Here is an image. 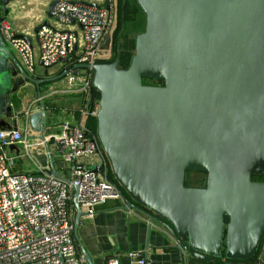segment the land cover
Returning a JSON list of instances; mask_svg holds the SVG:
<instances>
[{"label":"water","instance_id":"1","mask_svg":"<svg viewBox=\"0 0 264 264\" xmlns=\"http://www.w3.org/2000/svg\"><path fill=\"white\" fill-rule=\"evenodd\" d=\"M13 1L0 0V24ZM136 1L145 28L134 37L128 67L117 60L75 66L92 69L91 89L99 93V147L129 197L116 208L158 221L176 249L200 263L264 261V182L251 179L264 176V0ZM57 2L48 5L43 25ZM65 74L29 76L0 33V130L18 126L11 94ZM46 120L41 103L28 115L37 136L27 139H44ZM49 163L48 172L60 178ZM186 172L205 173L204 187L186 186ZM76 191L73 235L91 263L78 237L87 214Z\"/></svg>","mask_w":264,"mask_h":264},{"label":"built area","instance_id":"2","mask_svg":"<svg viewBox=\"0 0 264 264\" xmlns=\"http://www.w3.org/2000/svg\"><path fill=\"white\" fill-rule=\"evenodd\" d=\"M70 1L58 0L50 24L39 27L31 44L17 35L8 19L0 24L3 41L29 76L35 78L38 64L46 69L58 65L55 75L66 71L58 79L62 91L82 92L88 103L78 110V118L75 112H63L59 133L44 139L30 142L18 129L0 130V264H83L73 238L75 187L77 201L87 215L109 200L125 203L109 178L106 156L97 137L87 125V118L96 117L98 111V101L89 106L92 69L75 67L110 58L111 48L102 49L101 42L111 28V6L106 3L108 9L106 4L92 7ZM49 141L56 144V150L45 156H52L59 174L64 175L56 177L48 168H38L37 172L14 170L17 159L33 160ZM17 144L22 148L8 150ZM129 257L135 264H150L141 252H129ZM105 264L121 262L116 254H109ZM236 264L264 261L256 258Z\"/></svg>","mask_w":264,"mask_h":264},{"label":"crops","instance_id":"3","mask_svg":"<svg viewBox=\"0 0 264 264\" xmlns=\"http://www.w3.org/2000/svg\"><path fill=\"white\" fill-rule=\"evenodd\" d=\"M51 1L15 0L9 4L8 20L18 36L34 38L35 29L46 20V10ZM75 1L96 4L108 3L112 10L115 0ZM107 37L105 36L101 42L102 49H110ZM38 66L41 71L36 73L35 78L55 76L56 70L49 71V68H43L40 64ZM82 76L83 74L80 75L81 78ZM59 83V80L44 83L38 89L32 84H26L17 92L11 94L13 115L19 121L17 129L26 134L27 137L37 136V133L29 126L28 115L26 114L39 110L41 103L46 112V122L49 125L44 137L59 133L62 120L65 117L61 116V112L66 110L72 111V113L75 112V117L78 118V110L87 106L88 103L82 92L65 93ZM37 91L40 92V96H38ZM55 114H58L57 117H55ZM28 140L34 142L37 138ZM21 148L22 145L17 144L12 149L9 147L8 150L12 152ZM55 150L56 144L49 141V150L47 147H41L39 153L34 154L33 160L26 157L16 160L14 170L37 172L38 168L50 169L49 160L52 156L50 158L46 157L45 153L52 155ZM51 159L56 169L55 160ZM61 175L64 174L61 173ZM122 204L117 200H109L107 203L98 206L92 215L81 218L78 237L91 261V263H88L83 259V264H105V258L109 254H116L121 264H135L133 259L129 257V252H141L147 257L150 264H190V257L176 249L177 242L164 225L155 220L150 222L146 214L134 208L129 210L116 208ZM73 209L74 219L76 212L74 204ZM74 240L79 254L82 256L81 249L75 238Z\"/></svg>","mask_w":264,"mask_h":264},{"label":"trees","instance_id":"4","mask_svg":"<svg viewBox=\"0 0 264 264\" xmlns=\"http://www.w3.org/2000/svg\"><path fill=\"white\" fill-rule=\"evenodd\" d=\"M118 3H119L117 9L118 22L116 29L114 31L113 44L111 47V56L109 59L99 62H112L114 60H117L119 68H127L130 63L131 57L134 54V49H135L134 37L136 34L143 32L145 28V14L138 5L136 0H119ZM143 84L162 85L163 82L157 79H143ZM89 96L91 99L89 106H92V101L98 100L99 93L91 89ZM87 125L92 129V131L97 137L96 117H91V116L88 117ZM102 153L104 152L102 151ZM105 158L107 161L109 178L121 191L122 196L126 201L127 199H129V197L125 192V190L121 187V185L114 177L109 161L107 157ZM205 179H206V174L203 172H186L185 184L186 186L204 187ZM251 179L253 181L264 182V176H252ZM189 263L203 264L192 258H190ZM220 264H225V263L221 262ZM228 264H236V263L230 262Z\"/></svg>","mask_w":264,"mask_h":264},{"label":"rangeland","instance_id":"5","mask_svg":"<svg viewBox=\"0 0 264 264\" xmlns=\"http://www.w3.org/2000/svg\"><path fill=\"white\" fill-rule=\"evenodd\" d=\"M118 1L119 0H115L114 1V8L111 10V15H112V22H111V28H110V31L108 33V37H107V40L109 42V47L111 48L112 47V44H113V38H114V31L116 29V26H117V22H118ZM32 40V43L34 42V38H31ZM59 68L58 65L56 66H52L49 68V71H54V70H57ZM41 71V68L39 66H36V72H39ZM61 116H63V112H61ZM18 160V159H17ZM17 162V161H16Z\"/></svg>","mask_w":264,"mask_h":264},{"label":"flooded vegetation","instance_id":"6","mask_svg":"<svg viewBox=\"0 0 264 264\" xmlns=\"http://www.w3.org/2000/svg\"><path fill=\"white\" fill-rule=\"evenodd\" d=\"M7 19H8V17H7ZM10 102H11V99H10Z\"/></svg>","mask_w":264,"mask_h":264}]
</instances>
